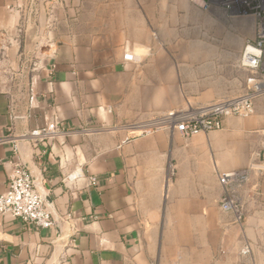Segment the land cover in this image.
I'll list each match as a JSON object with an SVG mask.
<instances>
[{"label": "crops", "instance_id": "obj_1", "mask_svg": "<svg viewBox=\"0 0 264 264\" xmlns=\"http://www.w3.org/2000/svg\"><path fill=\"white\" fill-rule=\"evenodd\" d=\"M261 34L264 0H0V194L26 168L53 222L0 215V264H264V46L240 65ZM252 92L206 135L137 132Z\"/></svg>", "mask_w": 264, "mask_h": 264}, {"label": "built area", "instance_id": "obj_2", "mask_svg": "<svg viewBox=\"0 0 264 264\" xmlns=\"http://www.w3.org/2000/svg\"><path fill=\"white\" fill-rule=\"evenodd\" d=\"M264 46V35L261 34L254 46H248L242 53L240 65L254 71L259 63ZM126 61H132L133 56L126 54ZM252 79H249L250 82ZM255 86V85H254ZM253 92L232 98H220L199 108L188 107L185 110L172 111L161 120H157L146 128H141L142 133L152 129L167 127L177 131L184 139L194 136L206 135L221 128V121L226 117H248L253 113ZM56 134L55 125L39 129L31 133L34 142ZM239 172L218 174L219 184L223 187L243 180ZM91 184H95V178L89 177ZM7 187L0 194V215L12 219H20L27 225L46 229L53 222L45 207L44 199L35 191L33 180L26 168L15 166L8 176ZM219 208L234 216L236 223L243 221V209L237 199L225 189L219 199ZM248 247H244L242 253H247Z\"/></svg>", "mask_w": 264, "mask_h": 264}, {"label": "rangeland", "instance_id": "obj_3", "mask_svg": "<svg viewBox=\"0 0 264 264\" xmlns=\"http://www.w3.org/2000/svg\"><path fill=\"white\" fill-rule=\"evenodd\" d=\"M187 108H188L187 106H184V107H181V108L173 109V110H171V111H169V112L185 110V109H187ZM169 112H168V113H169ZM168 113H167V114H168ZM167 114H166V115H167ZM162 117H163V116H162ZM140 130H142V129L137 130V132H140Z\"/></svg>", "mask_w": 264, "mask_h": 264}]
</instances>
